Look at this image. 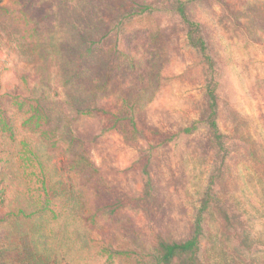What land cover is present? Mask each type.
Listing matches in <instances>:
<instances>
[{"label": "rangeland", "instance_id": "obj_1", "mask_svg": "<svg viewBox=\"0 0 264 264\" xmlns=\"http://www.w3.org/2000/svg\"><path fill=\"white\" fill-rule=\"evenodd\" d=\"M172 1L0 0V251L16 233L56 264H156L159 239L192 235L221 155L210 71ZM187 13L227 150L198 263L264 264V0Z\"/></svg>", "mask_w": 264, "mask_h": 264}, {"label": "trees", "instance_id": "obj_2", "mask_svg": "<svg viewBox=\"0 0 264 264\" xmlns=\"http://www.w3.org/2000/svg\"><path fill=\"white\" fill-rule=\"evenodd\" d=\"M194 1L197 0H173L171 2V8L180 18L181 23L185 26L188 44L202 56L204 63L210 71V80L207 82L206 86V96L208 102V115L206 118V124L210 134L211 143L216 149V153L221 155V167H224L225 159L227 158V150L223 142V136L220 133L217 124V84L214 81L213 76L214 63L207 54V45L201 34L199 23L192 21L187 13L189 4ZM135 9L140 15H147L154 12L156 7L154 8L151 4H140L135 6ZM85 109L87 108H84V110ZM35 118H37V120H35ZM34 121L36 123V127H38L40 117L37 116H30L29 120L27 122L25 121L24 123L28 126V129H30L29 125ZM0 123H2L6 130L11 129L9 127L8 120L5 117L2 118ZM221 167L218 168L217 175H213L210 178V184L206 189L201 207L198 209L196 214L192 235L188 239L180 242L169 241L163 238L159 239L156 247V264H199L198 254L201 246V239L203 237L204 216L208 212L209 205L211 203L210 196H212V186L215 183V180L220 179L222 176ZM145 175V188L146 192L150 195L153 191L151 175L147 172ZM49 204L50 203L46 199L42 211H50L47 209ZM19 213L28 219L30 218V220H32V217L37 215V212L23 214V212L20 211ZM50 213H52V211H50ZM44 216L45 215L43 212L42 218ZM12 235L13 237H11L8 241V248L5 246L6 248L0 251V264H56V261L46 257L45 254L40 253L36 248H34L28 237L22 236L21 234L18 235L16 233H13ZM117 254L125 256L131 255V253L127 250L118 252Z\"/></svg>", "mask_w": 264, "mask_h": 264}]
</instances>
